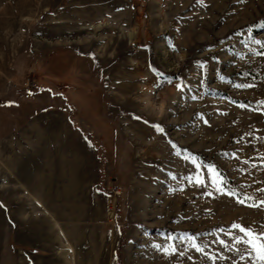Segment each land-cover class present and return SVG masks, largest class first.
<instances>
[{
  "label": "rangeland",
  "instance_id": "1",
  "mask_svg": "<svg viewBox=\"0 0 264 264\" xmlns=\"http://www.w3.org/2000/svg\"><path fill=\"white\" fill-rule=\"evenodd\" d=\"M257 41L264 0H0V264H259Z\"/></svg>",
  "mask_w": 264,
  "mask_h": 264
},
{
  "label": "snow or ice",
  "instance_id": "2",
  "mask_svg": "<svg viewBox=\"0 0 264 264\" xmlns=\"http://www.w3.org/2000/svg\"><path fill=\"white\" fill-rule=\"evenodd\" d=\"M258 44L264 45V41H257ZM261 55H264V52L260 53ZM201 67L206 63V61H198L197 62ZM223 79V77H222ZM244 86H250V85H244ZM177 87H181V85H177ZM11 103V102H9ZM259 103H264V101H260ZM243 106V105H241ZM156 128L158 131H163V128L160 127V125H156ZM192 163L195 165V168L197 170V173H199V170L201 167H206L208 170V176L211 179V183L214 187H216L220 191H225L223 187V180L224 177L219 173V170L216 168V166L212 163H208L206 165H203L201 162H198L195 156L193 155L191 157ZM196 181L197 183H201L202 179L201 177L197 174L196 175ZM189 180L192 179V176H189ZM228 195H235L233 191H228ZM243 202V201H241ZM233 228H238L243 235H237L235 236V241L236 242H242L244 244L250 245L251 252L246 253L248 255H251L254 253L255 259L259 262V264H264V232H255L249 227H245L242 224H236L233 223L231 225ZM231 235V233H229ZM171 239V237H169ZM191 241V246L194 247L197 251H203V248L200 246L199 242L196 240L194 236L189 237ZM221 243H224V241H221ZM157 247H160L159 245H156ZM164 251H175V246H166ZM243 259V257H241Z\"/></svg>",
  "mask_w": 264,
  "mask_h": 264
},
{
  "label": "trees",
  "instance_id": "3",
  "mask_svg": "<svg viewBox=\"0 0 264 264\" xmlns=\"http://www.w3.org/2000/svg\"><path fill=\"white\" fill-rule=\"evenodd\" d=\"M224 186H225L228 190L233 191V192L236 194V196H238V197H240V198H242V199H244V200L250 202V200L245 199V195H244L241 191L236 190V189H235L234 187H232L227 181L224 182Z\"/></svg>",
  "mask_w": 264,
  "mask_h": 264
}]
</instances>
